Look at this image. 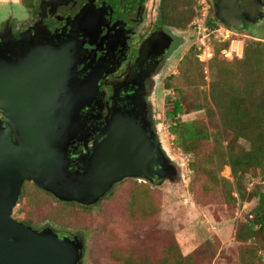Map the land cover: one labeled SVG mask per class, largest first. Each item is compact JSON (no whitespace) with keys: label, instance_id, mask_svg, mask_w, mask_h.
Returning <instances> with one entry per match:
<instances>
[{"label":"rangeland","instance_id":"1","mask_svg":"<svg viewBox=\"0 0 264 264\" xmlns=\"http://www.w3.org/2000/svg\"><path fill=\"white\" fill-rule=\"evenodd\" d=\"M18 1L0 0V5ZM146 1L149 9L156 10L162 0ZM202 1L166 0L167 18L175 21L179 43L151 97L157 140L176 167L177 179L158 185L127 179L100 203L86 208L60 203L33 184L23 186L12 218L37 231L51 229L78 237L84 247L81 264H264V231L255 243L236 239L259 203L255 194H264V180L257 171L243 175L245 194L240 199L230 167L222 166L217 119L207 112L213 107L212 82L231 80L241 71L238 62L245 47L251 42L264 44V23L233 33L214 19L211 7L203 25L199 22ZM16 9L15 15L19 14ZM238 44L242 45L240 56ZM260 79L263 83L264 65ZM188 85L194 87L189 88L188 105L202 110H190L179 119L199 122L210 139L184 147L167 113L178 99L176 89L187 91ZM263 93L264 87L259 85L256 95ZM248 148L245 140L236 144L242 152Z\"/></svg>","mask_w":264,"mask_h":264},{"label":"water","instance_id":"2","mask_svg":"<svg viewBox=\"0 0 264 264\" xmlns=\"http://www.w3.org/2000/svg\"><path fill=\"white\" fill-rule=\"evenodd\" d=\"M261 7V0H219L216 18L238 30L239 21L252 15L254 21ZM69 54L50 46L32 51L26 72L29 101L13 109L0 105L8 121L5 127L0 124V264L82 263L78 237L60 238L51 229L37 231L12 218L26 182L59 202L91 207L127 179L174 181L170 160L154 159V148L162 145L152 143L140 124L126 116L109 123L105 139L92 147L82 169H72L69 147L88 132L80 112L90 92L72 85Z\"/></svg>","mask_w":264,"mask_h":264},{"label":"flooded vegetation","instance_id":"3","mask_svg":"<svg viewBox=\"0 0 264 264\" xmlns=\"http://www.w3.org/2000/svg\"><path fill=\"white\" fill-rule=\"evenodd\" d=\"M206 1L210 9H214V19L223 25L216 18L215 7L219 0ZM146 2L19 0L0 5L1 106L13 109L29 101L26 88L30 86V77L26 72L30 55L36 49L49 46L68 50L74 77L72 85L89 89L87 106L80 112L88 132L79 135L69 147L73 170L84 167L87 154L105 139L109 123L118 116L135 120L152 143H159L151 121V97L179 42L174 32L175 21L162 16V1L156 10L149 9ZM261 5L255 20L251 21L253 15L243 17L238 30L223 26L233 33L261 26L264 0ZM7 122L0 109V124L5 127ZM163 158H168L163 148H154V159ZM168 164L174 167L170 170L175 175L174 180L177 179L176 167L171 161ZM167 180L154 176L152 184ZM56 234L60 238L74 239Z\"/></svg>","mask_w":264,"mask_h":264},{"label":"trees","instance_id":"4","mask_svg":"<svg viewBox=\"0 0 264 264\" xmlns=\"http://www.w3.org/2000/svg\"><path fill=\"white\" fill-rule=\"evenodd\" d=\"M161 6L162 16L166 18L168 13L165 9L166 0H162ZM263 50L264 44L259 42H251L245 47L244 57L238 62L241 71L233 74L231 80L219 78L212 82L210 99L213 107L207 109V112L217 119L220 128L217 134V147L223 158L222 166L230 167L234 177L235 190L241 200H244L245 194L241 185L243 175L249 171H257L264 180V93L256 95V88L259 85L264 87V81L262 83L260 79L264 65ZM187 61L189 62L190 59ZM238 76L240 79L237 78ZM189 85L187 91L182 88L176 89L178 99L172 101V111L167 113V118L174 124L173 132L179 134L180 142H184L182 143L184 147L186 144L210 139L209 132L199 122L182 123L179 119V117L187 115L190 110H202L201 106L188 105V95L191 93L189 88L192 90L194 88ZM167 87L171 86L167 85ZM197 92L199 91L197 90ZM239 140H245L249 144V148L244 152L236 149ZM225 141L227 145L223 146ZM29 183L33 184L31 182L25 184ZM33 186L38 188L34 184ZM39 191L46 193L41 189ZM255 195L259 198V203L253 211V215L236 234V239L240 243H255L256 238H259L264 231V194L256 193ZM63 204L67 205L68 203Z\"/></svg>","mask_w":264,"mask_h":264},{"label":"built area","instance_id":"5","mask_svg":"<svg viewBox=\"0 0 264 264\" xmlns=\"http://www.w3.org/2000/svg\"><path fill=\"white\" fill-rule=\"evenodd\" d=\"M209 11L210 5L207 3L206 0L202 1L199 8V22H201L203 25L207 21Z\"/></svg>","mask_w":264,"mask_h":264},{"label":"bare ground","instance_id":"6","mask_svg":"<svg viewBox=\"0 0 264 264\" xmlns=\"http://www.w3.org/2000/svg\"><path fill=\"white\" fill-rule=\"evenodd\" d=\"M238 47H239V56L242 54V45L241 44H238ZM229 57H230V55H229Z\"/></svg>","mask_w":264,"mask_h":264}]
</instances>
